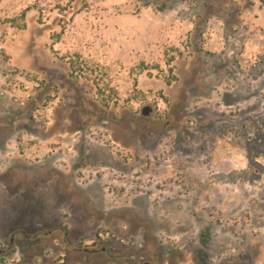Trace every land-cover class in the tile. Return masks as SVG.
I'll use <instances>...</instances> for the list:
<instances>
[{
    "label": "rangeland",
    "instance_id": "374dc122",
    "mask_svg": "<svg viewBox=\"0 0 264 264\" xmlns=\"http://www.w3.org/2000/svg\"><path fill=\"white\" fill-rule=\"evenodd\" d=\"M0 264H264V0H0Z\"/></svg>",
    "mask_w": 264,
    "mask_h": 264
},
{
    "label": "crops",
    "instance_id": "0c3cea01",
    "mask_svg": "<svg viewBox=\"0 0 264 264\" xmlns=\"http://www.w3.org/2000/svg\"><path fill=\"white\" fill-rule=\"evenodd\" d=\"M8 226L11 227V229L8 228V230H7V231H9L8 233H10V232L13 233V232H16L17 230L20 231L22 229H26V223H22V222H19L17 225L13 224V225H8Z\"/></svg>",
    "mask_w": 264,
    "mask_h": 264
},
{
    "label": "flooded vegetation",
    "instance_id": "af4514ba",
    "mask_svg": "<svg viewBox=\"0 0 264 264\" xmlns=\"http://www.w3.org/2000/svg\"><path fill=\"white\" fill-rule=\"evenodd\" d=\"M100 236H101V235H100V234H98V237H99V238H100Z\"/></svg>",
    "mask_w": 264,
    "mask_h": 264
},
{
    "label": "water",
    "instance_id": "95a60500",
    "mask_svg": "<svg viewBox=\"0 0 264 264\" xmlns=\"http://www.w3.org/2000/svg\"><path fill=\"white\" fill-rule=\"evenodd\" d=\"M146 111V110H145Z\"/></svg>",
    "mask_w": 264,
    "mask_h": 264
}]
</instances>
